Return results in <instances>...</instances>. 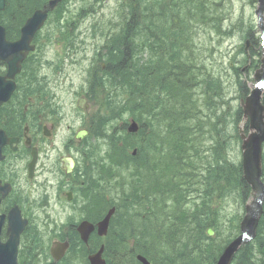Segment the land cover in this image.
Listing matches in <instances>:
<instances>
[{
  "label": "rangeland",
  "instance_id": "rangeland-1",
  "mask_svg": "<svg viewBox=\"0 0 264 264\" xmlns=\"http://www.w3.org/2000/svg\"><path fill=\"white\" fill-rule=\"evenodd\" d=\"M181 1L175 0L173 3L179 4ZM202 1L207 8L206 14L202 18L189 23L192 33L189 50L192 52L193 65L198 67L197 83L192 89L194 101H196V115L191 125L198 124L204 127L207 132L208 130L212 132H206V135H195L199 145L203 140L197 149L200 156L197 163L205 164L206 161H212L214 151L211 146H213L214 141H210L209 138L218 140L217 134H224L220 138L225 139L222 164L226 161L229 164L231 162L232 164H238L241 161L240 143L234 140L230 142L229 138L233 135L236 136L234 119L240 100L246 96L245 93L248 89H253V76L255 73V70H252L253 61L262 58V47L259 48L258 46L257 51L261 56L250 58V66L248 67L247 64H241L243 57H245L244 50L241 51V47L243 49L245 39H247L245 30L252 25L255 37L260 34L255 16L258 4L253 3L252 0ZM62 10L60 23L54 20L52 16L42 33H39V40L36 43L38 47L36 56L42 59V63L50 62L63 69L61 79L66 81L61 82L62 84L59 85L58 90L54 92L56 95L54 104L68 114L72 106L76 107L75 103L80 95H93L92 92H86L88 90L86 82L90 65L96 60H98L100 66L103 63L108 64L107 46L104 42L103 33L106 29L115 30L117 28L114 25L127 12V1L67 0ZM53 32L56 34L57 40L54 39ZM70 45H72L71 49H69ZM43 67L46 68L47 66L43 64ZM244 67H246L244 72L238 70ZM207 82L215 83L214 92L211 91L209 94L212 97L210 105L205 101V99H208L206 91L209 90ZM98 109V104L94 103L88 113L82 114L87 119L82 126L87 123H89L88 125L95 123L92 128L91 141L86 140V138L84 141L92 149L90 152L91 161L89 165L83 164V166L94 169L95 178L98 170L93 166V162L104 160L105 164L110 165V168L113 166L116 177L109 184H104V191L111 197L113 203L118 204L123 197V192H128L131 189V187L125 186L122 188V183L128 184L131 178H135V169L125 167V171H123L120 166L112 165L108 160L107 155L110 149L107 142L104 139L97 138L96 117ZM130 116L131 114L125 113L120 118L111 121L108 124L107 132L115 137H121L123 141L129 138L133 145L131 148H133L140 137H129L126 135V131L124 133L122 128L119 127L122 123L128 122ZM149 121L150 119L145 118V123ZM68 124V121L62 122L58 136L53 143L40 142L43 150L42 156L51 155L55 159L56 155L66 152L62 148V143H65L71 135L66 128ZM79 128L78 125L77 129ZM218 129L220 133H218ZM208 134L209 136H207ZM124 149L129 150L126 146ZM223 153H219L218 157H221ZM46 161H48V156L43 159V162ZM204 167L202 166L201 169ZM112 189H114L115 195L110 194ZM220 195L221 191L217 188L211 196L212 204L208 213L211 214L213 222V226L210 228L215 231V235L211 238H217L221 233V237L232 239L239 234L237 228L244 214V205L240 193L229 196L222 195L221 198ZM189 202L190 205L187 208L192 207V205L194 207L196 203H199L198 194H191ZM128 204L131 207V203ZM93 205L95 206V212L100 215L104 208L98 202L96 194L93 195ZM116 223L117 219L115 220ZM121 229L127 231L123 226ZM102 242L104 241L102 240Z\"/></svg>",
  "mask_w": 264,
  "mask_h": 264
},
{
  "label": "trees",
  "instance_id": "trees-1",
  "mask_svg": "<svg viewBox=\"0 0 264 264\" xmlns=\"http://www.w3.org/2000/svg\"><path fill=\"white\" fill-rule=\"evenodd\" d=\"M8 8L4 13L2 24L7 26L8 28V38L12 39L13 34H16L19 31V27L22 25L25 17L27 18L34 10L42 7L44 4L48 2V0H7ZM165 0H148V4L145 7V14L140 17L139 8L135 10L136 16H131V19L127 20L126 30L117 35L111 41V45L120 44L124 45V41L129 43L130 55L127 56V53H115L114 59L118 64L129 63L131 65L130 69H127L121 73V76L126 81L128 89L130 90V101L129 112L133 115L139 114L142 109L147 111L149 115L152 117L157 116L154 112L158 110V116H161L164 121H167L168 129H179L186 128L184 126L191 125L192 121L195 120V114L191 115L190 110L185 107V102H189L191 98V93L193 87L196 85V74L192 75L193 80L189 83V85H184L178 80V77H172L168 80L164 77V71H158L156 74L149 73L148 70H145V67L148 65H153V59L155 56H159V53L154 50L157 44L164 46H169L168 51L162 55V58L167 54L175 53L178 58H181V62L183 56L182 49L185 48V44L191 37V30L188 27L190 19L195 17H203L207 8L202 0H187L191 2L189 5H182L179 3L178 5H164ZM62 5L58 10L57 14L62 13ZM174 20H177L174 22ZM144 23L146 26V36L147 43L149 45V49L153 54L152 60L148 62L146 65H141L140 59L138 58V44H134L133 35L136 30V35L141 32V25ZM187 24V25H184ZM132 34V35H131ZM253 34L252 25L249 26L245 30V36L249 37ZM117 46V45H116ZM175 47V48H174ZM188 50V49H187ZM161 51V50H160ZM127 56V57H126ZM128 59V62L126 61ZM160 58V56H159ZM165 61V60H164ZM110 63V61H109ZM169 63H171L169 61ZM125 83L121 86L126 85ZM209 90L206 91L208 93V100L211 101L212 97L209 94L214 92L215 83L207 82L206 83ZM115 86H118L114 82ZM163 91V94L160 93ZM178 99V106L183 108L184 110L175 112V108L171 105H168L169 101ZM184 102V103H182ZM241 110L237 109L235 114L234 121H238L241 117ZM187 124V125H186ZM190 127H187V132ZM219 131V129H218ZM212 132V131H211ZM208 130V133H211ZM170 134V133H169ZM151 139V153L157 155L161 152V148L164 146L165 137L158 131V134L154 136L152 132L149 133ZM172 135V134H170ZM177 134H173L172 140L168 141V148L174 150L173 156H167L168 163H163L159 165L160 172L162 171L163 175L165 174V170L168 168V165H171L174 172H176L175 177L178 179L181 176H188L187 179L193 180L196 182L201 179L200 183L204 184L205 194H209V198L212 196V193L220 189V191H227L228 188H237L242 187L243 192H241L242 202L244 203L248 197L250 192L249 186L244 181L242 177V169H239L237 173H234L232 165L224 162L222 164V160L219 159V155L217 150L218 146L213 148L214 153L212 154V161H206L204 169L198 170L196 167H199L202 163H197V159L200 157L197 149L202 144L203 140H201L200 145L198 144V140L193 139L195 136L189 135L185 136L184 139H178L176 137ZM129 147L133 145L129 143ZM160 146V147H158ZM128 147V148H129ZM179 148V150H177ZM159 150V151H158ZM165 150V147L162 148V152ZM215 153L217 154L215 156ZM113 162L117 163L121 166H128L133 163V167L135 168V158L130 157L128 153H113ZM161 153L159 156H162ZM215 156V157H214ZM150 161L146 162L140 169L137 168V172L139 170L144 169L148 173L153 170L150 169V166H153V157L149 156ZM160 160L163 158L160 157ZM219 160L222 168L217 167L214 168L212 163ZM160 164V163H159ZM238 165V164H237ZM222 169L221 172H214ZM136 170V169H135ZM147 176V177H148ZM195 176V177H194ZM194 177V178H193ZM193 178V179H192ZM168 180V179H163ZM201 220V219H200ZM209 220L212 221V217L209 216ZM191 224H190V223ZM203 223H198L193 221L191 217L186 214H180L169 226L166 230L165 226L162 229V236L155 241V245H148L149 251H141V253L146 256L152 263L157 264V262L163 258V264H179L182 260L179 261V253L181 252V247H175L176 243L181 241H176L180 231L182 229H186L188 231L186 239L194 238L197 236H206V230L209 227H212L213 224H207L202 226ZM119 238H125L124 236H120ZM208 238V237H207ZM126 239V238H125ZM211 239V238H208ZM262 241V237L258 238ZM118 239H116L117 242ZM137 249L139 251V240L137 242ZM264 244H261V247ZM124 249L125 245L119 242L113 248V252L111 253V257H113V264H126V260L124 257ZM178 251V252H177ZM111 252V251H110ZM171 252L173 255L171 258H167ZM203 256V254H201ZM129 264H138L135 261L134 254H132L128 258ZM179 261V262H178ZM128 264V263H127Z\"/></svg>",
  "mask_w": 264,
  "mask_h": 264
},
{
  "label": "flooded vegetation",
  "instance_id": "flooded-vegetation-1",
  "mask_svg": "<svg viewBox=\"0 0 264 264\" xmlns=\"http://www.w3.org/2000/svg\"><path fill=\"white\" fill-rule=\"evenodd\" d=\"M45 82H47L48 90L43 89L42 96L41 94L34 95L33 74L27 81L28 102L23 107L22 129H17L12 121L13 117L9 113L13 104H5L0 108V130H3L8 138L18 140L17 145L3 147L5 160L0 162V240L5 241L7 238L8 217L14 208H19L22 218L28 220V232L33 225V220L38 218L36 217L37 213L46 214L59 207L62 213L68 214L69 212L71 215L63 221L62 225H65L64 229L67 233L63 241H68L72 248L75 242L80 243L77 223L81 220L83 210L87 216V219L84 220L94 224L100 221L101 215L95 212L92 196L96 192L97 182L83 166V158L86 156L82 152L84 144L76 140V134L83 129L82 113L77 112L72 106L71 111L66 114L54 104L56 100L54 92L65 80L57 82V74L52 71L46 75ZM48 92L49 94H47ZM67 121L69 124L66 128L71 135L65 143H62V148L65 149L67 155H60L58 158L56 155L55 159L51 155H47L48 161L43 163L44 157L47 156H42L43 150L40 142L53 143L58 136L62 122ZM78 125L79 129H77ZM35 146L40 155L34 169L33 179H31L29 167L32 161V149ZM67 158L74 162V167L69 172L65 168V165L69 164ZM31 186L35 188V198L31 197L29 191ZM3 191H7L5 196ZM83 197L87 199L84 208ZM109 202L110 198L108 197ZM45 224L46 222L43 225L45 226ZM99 241L101 239L95 232L91 236L89 244L92 245ZM111 241L112 237L109 242ZM80 252L82 251L78 249L71 251L67 263L89 264L88 257L92 253V249L86 250L87 254L84 258L82 255L80 256Z\"/></svg>",
  "mask_w": 264,
  "mask_h": 264
},
{
  "label": "bare ground",
  "instance_id": "bare-ground-1",
  "mask_svg": "<svg viewBox=\"0 0 264 264\" xmlns=\"http://www.w3.org/2000/svg\"><path fill=\"white\" fill-rule=\"evenodd\" d=\"M117 45V46H116ZM169 49V46L162 47V45L157 44L155 46V51L159 53V56H155L153 59V65H148L145 67V70H148L149 73L151 74H156L158 71H164V77L166 80L172 78V77H178L180 82L184 85H189V83L193 80L192 75L197 74V68L193 64V58H192V52L188 49L187 52V59L184 60L181 58H178L175 53H170V55L164 56L162 58V55L165 54ZM161 50V51H160ZM127 53V56L130 55V50H129V43L127 41H124V45L120 44H113L111 45L108 50H107V56L110 61L109 63V68H108V77L115 82L117 85H123L126 83L125 79L123 76H121V73L126 74L125 70L130 69L129 63H122L118 64L116 60L114 59V54L116 53ZM126 56V57H127ZM165 60V61H164ZM126 61L128 62V59L126 58ZM169 61L171 63H169ZM260 69H263L262 66ZM243 89V88H241ZM246 92L245 94H247ZM244 94V95H245ZM208 105H210V101L208 99H205ZM184 103V102H182ZM261 103L264 106V94L261 97ZM185 107L190 110V114L193 115L195 114L196 110V101H194V94L193 92L191 93V98L189 102H185ZM168 105H171L173 108H175V112L178 113L177 111L184 110L183 108H180L178 106V99L175 98V100L169 101ZM236 123V121H235ZM187 125V124H186ZM247 126H250V120L247 121ZM186 128H177V129H168L170 134H177L176 137L178 139H184L185 136L189 135H206L207 130L198 125H187L184 126ZM187 127H190V129L187 132ZM208 133V132H207ZM220 133V130L218 131ZM209 136V134L207 135ZM224 136V134H217L218 140L215 138H209V140H213V148L215 146L219 145V148L217 150V153H223L224 146H225V139H220ZM101 138L104 139L107 142L108 148L113 152V153H122V152H130L134 154L135 156V169L141 168L146 162L150 161V153H151V139L150 135L143 134L138 141L136 142L135 147L127 150L124 149L122 144L123 140L119 137H113L112 139H108L106 135L102 134ZM236 141L238 142V139L235 135L231 136L229 138V141ZM179 150V148L177 149ZM224 153L220 159H224ZM91 161V158L89 157H84L83 158V163L89 165ZM232 164V162H231ZM230 164V165H231ZM232 165L234 173H237L239 169H242V164L243 163H233ZM262 173L260 179H263L264 181V147H262ZM212 166L214 168L220 167L222 168V165L219 160H216V162L212 163ZM222 169H219L218 171L214 172L216 174L217 172H221ZM188 176H181L179 178V183L180 185H187L189 182V178L187 179ZM195 177V176H194ZM129 186L132 189H138L139 188V182L136 178H131L129 182ZM204 187V184H201V188ZM243 192L242 187H237V188H228V190L221 193L223 196H229L234 193H240ZM214 193V192H213ZM212 193V194H213ZM141 196H145V194L140 193ZM246 206L247 203H244ZM190 223V222H189ZM198 223H203L202 226L207 225V224H213L212 221H210L207 218L201 219ZM127 226H129L131 229H133L134 235L138 238L139 240V246L138 249L139 251H149V246L147 243H152L153 238L151 235L148 233H145V231L141 232L139 226L132 222L128 221ZM191 224V223H190ZM188 231L186 229H182L176 239V241H181L179 243L175 244V247H181V252L179 253V261L182 260L181 263L179 264H219L221 257L225 253L226 250L228 249H233L235 251V254L230 262V264H238L239 262L242 264H259V260L257 257L254 255V244L256 243L257 239L264 234V200L262 202V212L260 215V219L258 222L253 224L251 228L248 229V233H246L247 237H250L248 242L241 243L235 248L232 246V244L237 241L243 233H239L237 236H234V238H224L221 237V233L218 235L217 238L213 239H208L206 236H197L194 238L186 239ZM118 242L122 243L125 245L124 249V257L123 259L126 260V262L129 264L128 258L134 254V252L129 248V239L125 238H118ZM39 240L37 238H32L30 241V251H35L38 247ZM103 246L105 250H109L113 252V248L116 246V243L111 241V242H94L92 244L93 247H99ZM140 251V252H141ZM203 254V256H201ZM178 261V262H179ZM164 259L161 258L157 264H163Z\"/></svg>",
  "mask_w": 264,
  "mask_h": 264
},
{
  "label": "water",
  "instance_id": "water-1",
  "mask_svg": "<svg viewBox=\"0 0 264 264\" xmlns=\"http://www.w3.org/2000/svg\"><path fill=\"white\" fill-rule=\"evenodd\" d=\"M61 1L62 0H52L43 11L35 12L22 28L21 39L16 42H8L6 40L5 29L0 26V60L6 62L9 66L8 75L4 78L0 77V104L8 101L14 93L16 86L13 80L16 75L21 72L22 62L30 52L35 50V47L31 46V42L36 32L44 25L48 17V12L53 11ZM258 1L259 8L256 14L259 19V26L262 32H264V0ZM3 10H5V0H0V11ZM262 62L263 69H260L255 74L257 84L254 85V89L251 91L246 101L241 103L243 116L238 128L242 140L243 174L252 192L251 200L246 205V214L241 224V232L243 235L232 244L234 248L241 243L248 242L250 237H247L246 233H248V229L251 228L253 224L259 221L262 212V202L264 200V184L260 179L262 173V147L264 144V106L261 103L264 87V59ZM248 120H250V126L249 132L246 134L244 125L245 121ZM138 130L139 127L137 123L133 122L129 128V132L136 133ZM7 142L6 139L2 141L0 136V153L2 145ZM114 211V209L111 210L106 219L101 223L100 235L106 234L109 220ZM14 228L15 225L12 221L10 230H14V237L8 244L0 245V264H17V239L20 231H15ZM234 254L235 251L233 249L226 250L219 264H230ZM138 259L142 263L148 264L141 256H139ZM93 264L100 263L95 259Z\"/></svg>",
  "mask_w": 264,
  "mask_h": 264
}]
</instances>
